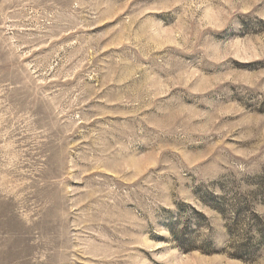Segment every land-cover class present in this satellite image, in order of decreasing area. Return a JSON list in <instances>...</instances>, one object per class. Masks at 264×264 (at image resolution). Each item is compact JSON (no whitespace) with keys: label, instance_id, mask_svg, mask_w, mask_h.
Wrapping results in <instances>:
<instances>
[{"label":"rangeland","instance_id":"374dc122","mask_svg":"<svg viewBox=\"0 0 264 264\" xmlns=\"http://www.w3.org/2000/svg\"><path fill=\"white\" fill-rule=\"evenodd\" d=\"M0 264H264V0H0Z\"/></svg>","mask_w":264,"mask_h":264}]
</instances>
